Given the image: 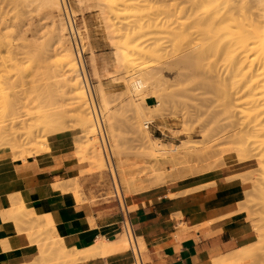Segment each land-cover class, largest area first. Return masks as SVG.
Segmentation results:
<instances>
[{
    "label": "rangeland",
    "instance_id": "1",
    "mask_svg": "<svg viewBox=\"0 0 264 264\" xmlns=\"http://www.w3.org/2000/svg\"><path fill=\"white\" fill-rule=\"evenodd\" d=\"M3 1L0 0V18H4L2 19L4 22L0 19V42L3 46H0V48L2 47L0 50V56H2V58L8 57L6 58V60L9 62H7L6 60L4 61L3 59L5 58L2 59L4 61L3 62L0 58V63H8L9 66H13L12 68L9 66L6 67L7 64H4L6 71L9 68L12 69V72L8 70L7 74L9 75L11 72L12 78H14V80L11 78L13 80V82L11 80L13 87H17L20 89L18 90L17 88H14L17 89L14 90L12 88L7 90L8 94L11 90V93L9 94V96H7H13L11 95L13 91H20L18 94L25 93L28 97L25 98L24 96L26 95L24 94V96L22 95V98L26 99L25 101H23L25 102L24 105H27V103L32 104H30L31 106L28 105L26 107L27 110H29L31 117L29 116V113L26 109L24 110V112L22 111L23 109L21 110L22 115L20 116L21 118L24 117V114L29 116V118H24H28L26 120L30 119L28 122V124H31L29 125L30 127L32 126V123H36L37 121V126L35 125V128L34 124L32 126V129L34 130V139H32V141H34L35 144L31 141L28 142L31 139L27 137V131L23 129V131H20L19 128L15 129L17 130L15 131V136H10L9 140L14 141L17 144L28 143L27 146H23V148L27 153L29 151L27 155L30 156L35 155V150L37 148H40L37 143H40L42 141L46 142L48 141L49 137L55 134L70 132L74 137V143L81 135V131L79 129L77 121L75 120V117H73V111L69 110V105V107L66 105L70 103V98L68 99V97H71V95L69 94L67 89V92H65L63 83L61 85L62 81L58 83V81H60V78L55 79L54 77L56 74H59L61 70L60 61L58 60L61 57H59V55H56V57L59 58H51L54 57V55L53 53L50 54L49 52V47L51 46L53 39L51 34L52 28L49 25L50 22L46 16L47 8H44L42 6V0H5L4 3ZM260 1L262 0H63L66 11L65 13L62 11L60 13H56L55 17L56 20H62L67 26L66 36L69 37L72 34L73 37L70 36L69 38L71 39V45L73 42L76 43L75 46L79 54V61L87 84V88L89 89L90 93L91 87L95 92V102L92 98V95L91 100L93 102L96 115L97 112L95 103L98 106L101 112L102 120L101 124L100 119L97 115V122L99 124L101 139L100 135L98 134H96L94 138L98 142V149H100L102 153L103 151L101 148L103 145L107 158L109 159V165L112 163L111 165H114L115 167L118 166L117 159L114 158L113 161H110L109 152L103 134L104 129V133L106 134L109 146L112 145L109 133V130L112 127L116 135V144L121 153L124 151L123 156L125 157H123L122 154L120 155V157H123L122 160L126 159L128 165L134 166L133 172L135 174L139 173V177L135 175V179L137 178L136 187L142 188V190L138 191L137 193L160 185L170 186L183 181H192L197 177L203 176L204 174H208L213 170L218 169L228 170L232 173H241L240 175L231 177V179H239L240 182L245 185L244 199L240 204L239 209L245 213L246 218L244 219L248 221L252 227L254 241L247 246H243L221 257L219 259L220 261L218 260L219 262H221V264H226V258L228 257L229 258L227 259V261L231 264L229 259L233 260L234 258L232 256L236 252L241 254L235 261H233L232 264H250L251 261H249V259L252 256L256 257L254 264H264V197L262 196L260 191L262 187V191H264V183L261 182L264 181V172L262 173V171L260 172L258 170L261 167H264V164H262L263 162L257 158H253L254 160L250 159L247 162H239L238 158H235V155L230 149L236 147L238 144L236 140H233L235 141V144H233V141H231L232 138L227 135L230 130V127L228 126L230 125L232 119H226L225 115L222 112L224 108L222 104L223 100L221 98V95H223L222 92L224 90H222V88L220 87L222 85V80L221 78L217 77V74L214 75L213 72L211 73L209 71V67H207L209 65H207L208 63H206L205 60L203 63L200 59H196L195 54L205 44L206 38L208 36L214 35V37L218 39L219 44V52L216 58L219 60L218 67L220 68V64H223L225 60L227 61L230 55L234 56L235 54H237L239 56V53H241V49L239 48V40L242 36H244L245 30H250L249 36L253 32H256V35L254 39H252L253 50L251 52L249 51L247 58L249 61L260 58L259 55L261 54L264 47V19H258L261 23L254 28L253 25H251V20L253 17L252 15H254L255 17L263 13L264 0L263 2ZM100 5L104 9L105 14L103 15H101L99 12ZM234 7L236 9H234ZM232 10L236 11L237 15L242 14L241 17L236 18L235 16L234 18V16H229V19L226 22H213V17H215L218 13H229V11ZM251 12L253 13L252 15H250ZM6 14H9V16H6ZM16 15H19L18 19L20 16L28 18L25 20L26 22L24 21V24L22 20H24L25 18L22 19V17V24L17 22V20L16 22L12 21L13 23H11V19L14 18L15 20V18H17ZM41 15L42 17H40ZM7 19L9 22H6ZM6 23H8L9 25ZM10 23L12 25H10ZM31 23L38 25L39 28L38 26L32 25ZM18 24H20L19 26H21L22 28L26 29L28 28L27 26H30L28 28L29 31L26 29H22L21 27L16 28ZM247 24L251 25V28L249 27L250 29L248 28ZM23 25L25 26L23 27ZM68 25L70 26L72 32H70ZM5 26H9L11 27V29L7 27L8 31H6ZM105 27H108L109 32ZM18 28L19 30H17ZM43 29H45V32L47 31V33H45ZM11 30H13L11 34L14 35L15 38L17 37L14 40H11L14 38L12 35L8 34L9 36H6L7 34H5V32L10 33ZM20 30H23V34ZM24 30L28 31V33H26L25 31V33L27 34H25L26 36L24 35ZM208 30L210 32H208ZM18 31H20L21 33ZM35 31H40V33L42 32L43 34L41 33V35L38 33V35L37 33H35ZM32 32L34 34H32ZM18 33L22 35V38L24 35V38H28L27 40L29 41H32L33 36L36 37L35 35H37L39 39L41 37L42 38L39 40V42H37V38H34L36 40H33L34 43L28 41L26 45V42L25 44H22V42H20L22 39L20 38V34V36H17ZM108 33L113 36L112 42L108 39ZM18 37L21 40L18 39ZM256 37L257 39L255 42ZM72 38H75V41ZM5 40H7V43H5ZM18 40H20L19 43ZM4 43L9 44L8 46L10 48H12L13 45H16L12 49L15 53H13L12 50H9L10 53H8L7 49L9 48L7 45H4ZM95 48L100 49L99 53L102 54L96 56ZM47 49L49 50V53L47 52ZM116 50L123 53V60L119 64L120 67L118 68L116 67L114 57V52ZM148 50H154V54H148ZM5 51L7 52L8 56H6L7 54ZM41 51H46L43 52L46 54L48 53V55L45 54L46 58L44 54L42 55ZM11 52L15 54V56L13 55L14 58L9 57ZM39 54L42 55V58L40 60L41 62L37 63V60L34 59H36L35 55L38 59ZM192 56L195 58V60ZM15 57L18 59V61L17 59L15 60ZM9 58L11 59V61L13 58L14 61L10 62V60H8ZM193 60L195 63H198L195 64L194 62H192ZM248 60L245 61L247 62ZM246 62V67L247 65H249V63L250 65L253 63V61H250L247 64ZM180 65L181 68H179ZM93 67L96 70L97 77L94 75ZM35 69L39 72H37V77L35 76V71L33 72V70ZM206 69L207 71H205ZM152 74L155 77H152L151 79L150 76H153ZM147 76H149L150 80ZM219 76L221 75L219 74ZM21 78L22 81L24 80L22 82V85L23 83H26L29 86L28 82L33 80L34 82L31 81L34 83L33 85L31 84L32 88L34 89L33 86H36L37 88L41 87V89L43 90L40 89L41 91L39 90L36 94L33 89H31V91L33 90L32 93L30 89H27L28 86L23 85V87L26 86V91H30V93H26V91L23 92L22 90H25V88H23L21 85L20 87L18 84L14 83L15 79H17V82H20L19 80H21ZM137 78L145 80V83L143 85L144 90L141 89L142 95H144V102H142V99H140L141 97L136 94L137 92L133 91L134 89L131 88L132 81ZM202 78L203 80L207 79L204 80L205 82L215 78L213 80V83L215 84L214 86L212 85V88L217 87L218 90L216 88V90H214L211 87H207L206 85H204ZM146 79L149 81V83ZM151 80L154 83H152ZM157 82L159 84H157ZM97 84H101L106 93V99L109 103L107 111H105L102 107V104L98 97ZM202 85L207 87V89ZM48 87L51 88L49 90H46L48 89ZM221 90L222 92L219 93V91ZM14 93L15 92H13V94ZM34 99L39 101L40 104L37 101L36 103H38V105L34 103ZM140 101L142 102V104L140 103ZM220 102L222 105H220ZM159 103H161V109H159V111L153 112L155 117L151 119L150 123L148 124V131L152 139H159L160 143L165 145V149L167 148V150L169 149L170 151H167V154H165L164 156L163 154L162 156L161 154H157V157L153 155L155 156L153 159L152 156H149V153L146 151L147 149H145L144 146L141 145V143V147L138 145L137 139L139 137V134L135 127H137L138 119L141 118L140 114L148 113L147 108H151L154 110V106H157V104ZM29 106L32 109L34 107L35 108L32 110ZM136 107H141L140 109L143 111L141 112V110L138 109L140 111V113H138ZM143 107L145 108L142 109ZM36 108H38L39 110ZM1 109L3 110V106L0 103V119L2 116H4V110L2 111ZM46 109L49 110L47 113H49L50 110H53V113L56 115L57 122H59L56 123L53 121L51 123L59 125L51 128L50 130H47L46 132H42V130H44L43 121L44 119L46 120V116H43V119L41 117L42 115H40L42 112L40 113V111H43V113L46 114ZM53 113L51 112V114ZM7 114L8 113L5 114V118L9 119V114ZM51 114L50 117L52 118ZM38 115L41 117V119L39 118L37 120L36 118H38ZM5 118L4 120L6 121L7 119ZM23 120L24 119H20L19 121L23 122ZM26 120H24L25 123L27 122ZM48 120L49 119L47 118V121ZM3 122H1L0 125L3 124ZM39 122L41 125H43V127L39 124ZM8 123H10L9 120L7 121V124ZM18 125V127H20V124ZM36 128H40V130L36 131ZM79 138H82L81 141L85 140L83 139V137ZM199 143L203 147L202 149ZM29 144H34L36 146V149L31 151L30 149L33 148ZM195 144L196 149L194 148ZM249 146L253 147L251 145ZM177 149L178 151H176ZM0 150L8 151L11 155L16 157H22V154L19 153L20 151L16 154H13L10 148L5 146H0ZM204 150L205 154H203L202 152ZM254 151V153L258 152L257 149ZM75 152L76 150L74 149V153ZM125 152L126 154H124ZM46 153L49 152H42L40 154H36V156ZM76 154L77 152L75 153V155ZM127 156L129 159L127 158ZM78 157L76 156V158ZM171 161H173V164L176 167L171 164ZM175 161L177 162L176 165ZM114 163H116V165ZM84 166L86 167V165ZM172 166L174 168H172ZM261 174L263 177H261ZM153 175L155 176V180L153 178ZM160 175L162 176V178ZM79 176L80 177H77L79 185L80 179L83 184V188L87 186L91 189V191L89 192V198H87V200L96 202L97 199H101L102 197L107 200L117 199L114 195L111 176L107 169L100 173H94L92 170H89L84 173H79ZM137 193L132 194V196ZM126 201L127 207L129 208V213H131L133 210H131L132 207L130 206V202L128 199ZM120 204L122 205V203ZM11 209L16 214V218H21L23 221H25L26 216L29 214V212H27L28 210H25V206H23L22 204L15 205V203H13ZM8 212L9 211H6L3 215H9ZM28 216L32 219V223L30 224V226L31 228H34V230L32 229V231L30 230L31 238H34L38 248L41 246L45 248V245H43V243L48 241V238H51L52 234H50L49 232L47 234L48 238H46L47 235H40L39 232L36 233L37 229H43V227H40L41 219H39L34 214H30ZM11 217L14 218V216ZM139 250L142 261L143 263H145L146 251L140 245ZM126 251V254L130 253L129 248ZM235 256H237V254ZM131 264H133V262Z\"/></svg>",
    "mask_w": 264,
    "mask_h": 264
},
{
    "label": "crops",
    "instance_id": "2",
    "mask_svg": "<svg viewBox=\"0 0 264 264\" xmlns=\"http://www.w3.org/2000/svg\"><path fill=\"white\" fill-rule=\"evenodd\" d=\"M99 50L95 48L96 56L102 54ZM73 138L70 132L49 137L51 151L38 156L22 158L0 150V264H29L39 255L27 223L3 215L13 203L36 216H48L68 249L84 251L98 239L111 242L121 236L116 200H87L91 189L83 188L80 179L82 202L53 187L80 177L78 172L87 167L77 161ZM240 174L213 170L192 181L160 185L132 196L129 202L135 209L128 218L136 240L144 244V264H210L251 244L252 227L239 209L245 185L231 179ZM126 252L69 264H131L132 256Z\"/></svg>",
    "mask_w": 264,
    "mask_h": 264
},
{
    "label": "bare ground",
    "instance_id": "3",
    "mask_svg": "<svg viewBox=\"0 0 264 264\" xmlns=\"http://www.w3.org/2000/svg\"><path fill=\"white\" fill-rule=\"evenodd\" d=\"M4 1H3V3H4ZM260 2H263V0L260 1ZM6 4H8V3H6ZM42 6L44 8H47V14H46V16H47V19H49V22H50L49 25L52 28V33L51 34H52L53 42H52L51 46L49 47L50 48L49 49L50 51L47 49V52L49 51L50 54L53 53L54 57H51V58H55L56 55H59V57H61L60 59H58L60 61V65H61L60 69L61 70H60L59 74H56L54 77H55V79H57V78L59 79L60 78V81H58V83L62 81L61 82V85L63 83V85L65 87V92L68 91L69 94L71 95V97L70 96L68 97V99L70 98L69 99L70 100V103L69 104H66V105L67 106L69 105L71 107L70 108L68 106L69 107V110L73 111V114H74L73 117H75V120L78 123L79 129L81 131V135L79 137H83V139H85L84 141H81L82 138L80 139L78 137V140H76L74 142V149L76 150V152L78 154V155L76 154V156L77 157L79 156L77 158L78 162L79 163L81 162V163H84V164L87 165L86 169H84V170H82L81 172H78V173H84V172H87L89 170H92L94 173H100V172H103L105 169H107L109 171V173H110V176H111V180H112V184H113V190H114V195L117 198L116 199V202H117L118 207L120 206L121 208H124L125 210H127L129 212V210H128L129 208L127 207V201L126 200L128 199L130 201V198H131L132 194L137 193L138 191L142 190V188H137L136 187V179L137 178L135 179V177L136 176L139 177V175H138L139 173H136L135 174L133 172L134 171L133 170V167L134 166L128 165L125 158H124L125 160H122V158L125 157V156H123V152L124 151L122 153L120 152V150H119V148H118V146L116 144L117 143L116 140H115V136L116 135H115L114 130H113L112 127L109 130L110 139L112 141V145L109 146V143H108L106 134L104 133V129H103V134H104V138H105V141H106L107 149H108V152H109L110 161L111 160L113 161L114 158L117 159V165L118 166L115 167L114 165H111L112 163L110 164L111 166L109 165V159L107 158V155L105 153V148L103 147V145H102V148H101L102 151H103L102 153H101V150L98 149V147H99L98 146V142L94 138L95 135L98 134V135H100V139H101V133H100V130H99V124L97 122V115H98V118L100 119V123L101 124H102V120H101V112H100L98 106L95 103L96 112H97V115H96L95 108H94L93 102L91 100V95H92V98H93V100L95 102V92H94V90H93L92 87L90 88L91 89V93H90L89 89L87 88V84H86V81H85V78H84V75H83V71H82V68H81V64H80V61H79V56H78L79 54H78L77 49H76V46H75L76 43L73 42L72 45H71V39L69 38L70 36H72V34L69 37L66 36L67 35V26L65 25V23L62 20H60V19L59 20H56L55 19L56 13H60L61 11L65 13V11H66L65 10V6L63 4V0H42ZM183 8H184V6H183ZM234 9H236V8L234 7ZM12 10H14V9H12ZM99 10H100L99 12H100L101 15L105 14L104 13V9L101 7V5L99 7ZM7 12H5V13H7ZM252 14L253 13L251 12L250 15H252ZM241 15L242 14H238L237 15L236 14V11L232 10V11H229V13H226V12H223V14L222 13H218L215 17H213L212 20H213V22H215V21L218 22L219 21V22L222 23V22H226L229 19L228 18L229 16L230 17H233L234 16V18L236 16V18H240ZM6 16H9V14L8 15L6 14ZM16 16H14V17H16ZM18 16H17V18H15V20H14V18L11 19L10 22L13 23L12 21L16 22V20H17V22H19L20 24H22L21 22L23 21V24H24V21L28 18V17H22L23 16L22 15L18 19ZM252 16H251L252 17L251 25H253V28H254L258 24L261 23L258 19H261V18L264 19V9H263V13L261 15L255 16V17H254V15H252ZM21 17H22V19L23 18H25V19L22 20ZM40 17H42V15ZM31 18H32V16H31ZM0 19L2 20L4 18H0ZM30 20H27V21H30ZM38 20H40V19H38ZM245 21H246V19H245ZM6 22H9L8 19H7ZM40 22H43V21H40ZM11 23H10V25H12ZM6 24H8V23H6ZM20 24H18V26H16V28L17 27H21V26H19ZM14 25H16V24H14ZM32 25H35V24H32ZM251 25H248V28ZM24 26L25 25H23V27ZM35 26H38V25H35ZM5 27H6L5 28L6 31H8L7 30V27L11 29V27H9V26H5ZM13 27H15V26H13ZM27 27L29 28L30 26H27ZM68 27L70 29V32H72L69 25H68ZM108 27H109V25H108ZM108 27H105V28H107V31L109 32ZM28 28L27 29L26 28H22V29L28 30ZM38 28H39V26H38ZM40 28H42V27H40ZM1 30H2V28H1ZM17 30H19V28ZM26 30H24V35L26 33H28V31H29V30L28 31H26ZM43 30L45 32V29H43ZM20 31L23 34V30H20ZM20 31H18V32H20ZM25 31H26V33H25ZM47 31H48V28H47ZM47 31L45 33H47ZM12 32H13V30H11L10 33L5 32V34H7L6 36H9V35H12L11 34ZM208 32H210V31L208 30ZM20 33H18V35L17 34H15V35L20 36L21 35ZM35 33L41 34L42 32L40 33V31H38V32L35 31ZM32 34H34V33L32 32ZM249 34H250V30L249 31L248 30H245L244 36H242L240 38V40H239V48L241 49V53H239V56L237 54H235L234 56L230 55L229 56V59L227 61L225 60L223 64L222 63L220 64L221 65L220 68L218 67V65H219V62L218 61L219 60L216 58L217 55H218V52H219V44H218V39L215 38L214 35L208 36L206 38L205 44L200 48V50L195 55H196V59H200L203 63H204V60H205V62L208 63L207 65H209V66H207V67H209L208 68L209 71L211 73L213 72L214 75L217 74L218 76L217 75L216 76L219 77V78H221V80H222L221 81L222 82L221 83L222 85L220 87L224 91L222 92V90H221V91H219V93L222 92V94H223V95H221L222 96L221 98L223 100L222 101L223 102L222 104H223V107L224 108H223V111L222 110L221 111L225 115V118L226 119H230V120L232 119L230 125L228 126V127H230V130L228 128L229 133H227V135H229V137L232 138L231 141L236 140V142L238 144L236 147L230 149V150H232L233 154L235 155V158L236 159L238 158L239 162H247L250 159L257 158V159H259V160H261L263 162L262 164H264V47L262 49L261 54L259 55L260 58H256L254 60H250V61H253V63L251 65L249 63L250 66L247 65V67H246L245 66V62H246L245 60H248L247 56H248L249 51L251 52L253 50V48H252V46H253L252 39H254V37L256 35V32H253L250 36H249ZM24 35H23V38L27 34L25 36ZM12 36L14 37V35H12ZM30 36H32V35H30ZM35 36L36 37L33 36L32 41H29V40H27L28 38H24L23 39L22 38V35H21L20 38L23 41L24 40H27V41H24L23 42L18 37V39L21 40V41L18 40V43H19V41L22 42V44H25V42H26V45H27V42L28 41L34 43V41H36L35 39L37 38V42H39V40L42 38L41 36H39V37H41L39 39L37 35H35ZM16 38L14 37L11 40H14ZM72 39L74 40L75 38H72ZM108 39L112 42L113 41V36L111 34H109L108 35ZM256 39H257V37L255 38V42H256ZM11 40H10V42H11ZM5 41L4 42L7 43V40H5ZM5 43H4V45H7V46L9 45V44H5ZM0 46H2L1 45V42H0ZM14 46H16V45H13V47ZM71 46H72V48H71ZM13 47L10 48L8 46V48H9V49H7L8 53H10L9 50L11 51L13 49ZM1 48H0V50H1ZM29 48H31V47H29ZM116 48H117V46H116ZM12 51H13V53H15L14 50H12ZM43 52H46V51H43ZM43 52H42V55L43 54L45 55L46 53H43ZM13 53L11 52V54H10L11 56L9 55L10 58L13 57V55L15 56V54H13ZM48 53L46 55H48ZM147 53L148 54H154V50H148ZM0 54H1V52H0ZM6 54H7V52H6ZM227 54H229V53H227ZM30 55H31V53H30ZM39 55H38V57H39L38 59H37V56L35 55V58L36 59H34V60H37V63H40L41 62L40 60L42 58L41 57L42 55H40V56ZM46 55H45V58H46ZM53 55H51V56H53ZM6 56H8V54ZM59 57H56V58H59ZM114 57H115L116 67L118 68V67H120L119 64L123 60V53H121V51L116 50L114 52ZM0 58L2 60L5 57L2 58V56H0ZM6 58H8V57H6ZM6 58L3 59V60L5 61ZM10 58L8 60H10V62H13L14 61V59H13L14 57L12 58V61H11ZM16 59L17 58L15 57V60ZM194 60H195V58H194ZM194 60L192 62H194ZM17 61H18V59H17ZM250 61L248 60L246 62V64L248 62H250ZM3 62L0 63V103L3 106V110H4V113H3L4 116H2V117L5 118V116H6L5 114L8 113L9 115L8 114L7 115L9 117V119L5 118V119H7L5 121L4 118L1 117L0 120H1V122H3V120H4L3 124L4 123L7 124V121L8 120L10 121V123H8L7 125L6 124H4V125L1 124L2 126L0 125V146H5V147L10 148V150L12 151L13 154H16L17 152L20 151L19 153L22 154V158H25L27 156H30V155H27L29 153V151L27 153L24 150V148H23V146H27L28 143H25V144H23V143L22 144H17L16 142L9 140V137L10 136H15V134H16L15 131H17L15 129L19 128L20 131L22 129L27 131V137L29 139H31L28 142L31 141L33 143L34 141H32V139H34L33 138V134H34L33 132H34V130L32 129L33 128L32 126L34 124V128H35L37 126V124H36L37 121H36V123H32V126L30 127L29 125H31V124H28V122H29L30 119L29 120H26L31 115L29 113V110H27L26 107L28 105H30L31 103H29V104L27 103V105H24L25 102H23V101H25L26 99H23L22 98V95L24 96L25 93L18 94L20 91L16 92V91H13L12 90L15 93L13 94V92H12L11 95H13V96L10 95L11 97H8L9 94L11 93V90H10L9 94L7 93L8 92L7 90L12 89V88L14 89V88H17V87H13V84H12L14 78H12V74H11V72H12L11 70L12 69H10L9 67L12 68L13 66H9L8 63H3ZM7 62H9V61H7ZM188 63H189V61H188ZM197 63L198 62H196L195 64H197ZM4 64H7L6 67L9 66L8 67L9 68L8 70L11 71L10 74H9L10 77L7 74V71L8 70L6 71V68H5V65ZM200 64H201V62H200ZM205 66H206V64H205ZM179 68H181V65L179 66ZM93 71H94V75L97 77V73H96V70H95L94 67H93ZM205 71H207V69ZM33 72L35 73V76L37 77L38 76V73H39L38 70L35 69V70H33ZM218 73L221 76H219ZM150 75H151V73H150ZM147 77L149 79V76H147ZM152 77H155V76L154 75L153 76H150L151 79H152ZM214 79L215 78H213L210 81L213 83V80ZM11 80H12V82H11ZM202 80H203V78H202ZM204 80H207V79H204ZM204 80H203V82H204L203 84L206 85L207 87H211L212 88V85L214 86V84H215V83L212 84L210 81H206L205 82ZM19 81L20 82H17V79H15V82L14 83L18 84L19 86L21 85L22 87H23V85L28 86V84H26V83H23V85H22V82L24 81V80L22 81V78ZM31 81H33V80H31ZM151 81H150V83H151ZM25 82H27V81H25ZM30 82H28L29 83V86L27 87V89H30V91H31V89H33L32 88V85L34 84L33 83L34 81L31 82V83ZM144 83H145V80L139 79V78L134 79L132 81V83H131L132 84L131 85L132 86L131 88L134 89L133 91H136L137 92L136 94L139 97H141L140 99H142L141 100L142 102H144L143 101V99H144L143 96L144 95H142L141 89L144 90V87H143ZM148 83H149V81H148ZM152 83H154V82L152 81ZM157 84H159V83L157 82ZM30 85H31V87H30ZM204 85H202V86H204ZM216 85H217V83H216ZM25 87H23V88H25ZM33 87H34L33 90H34V92H36V94L41 89V87L40 88L38 87L39 89L36 86H33ZM207 87H205V88L207 89ZM35 88L38 89V90H36ZM45 88H47V87H45ZM50 88L51 87H48V89H46V90H49ZM145 88H147V87H145ZM215 88L217 89V87H213L212 89L216 90ZM17 89L20 90L19 88H17ZM17 89H14V90H17ZM66 89H67V91H66ZM41 90H43V89H41ZM52 90H54V89H52ZM22 91L23 92L26 91V88H25V90L23 89ZM30 91L29 92L26 91V93L27 92L30 93ZM97 93H98V97L100 99V102L102 104V107L104 108L105 111H107L108 110L109 103H108V100L106 99V93H105V91H104V89H103V87H102L101 84H97ZM66 94H68V93H66ZM217 94H218V92H217ZM32 95H34V94H32ZM51 96H52V94H51ZM24 97L26 98L28 96L26 95ZM139 97H138V99H139ZM218 97H219V95H218ZM32 98H34V97H32ZM50 100H52V99H50ZM168 100H170V99H168ZM36 101L37 100H35L34 103H36ZM59 101H61V100H59ZM141 101H140V103L142 104ZM37 102H39V101H37ZM36 104L38 105V103H36ZM39 104H40V102H39ZM160 104L161 103L157 104V106L155 105L154 106V110L151 109V108H149V109L147 108V110H148L147 112L148 113H146L144 111L149 116L146 115V114H144V113L143 114L141 113L140 114L141 115V118L138 119L137 127H135L136 130L138 131V134H139V137L137 136L138 137V139H137L138 145L140 146V143H141V145L144 146L145 149H147L146 151L149 153V156H152L153 159H154L155 156L157 157V154H159V155L161 154V156L163 154V156H164L165 154H167V151H170L169 149L167 150V148L165 149V145L161 144L160 141H159V139H157V138L152 139L151 136H150V133L148 131V124L150 123L151 119H153L155 117V115L153 114V112L159 111V109H161ZM222 104L220 102V105H222ZM136 108H137V110L138 109L141 110L140 109L141 107H136ZM144 108L145 107H143L142 109H144ZM25 109L29 113V116H27V115L24 114V117H28L26 119L24 117L21 118V116H20V115H22V111L24 112ZM30 109H32V108L30 107ZM36 109H38V108H36ZM139 110H138V113H140ZM5 111H6V113H5ZM43 111H44V109H43ZM43 111H40V113L41 112L43 113ZM48 111L49 110L45 111L46 114L43 113L45 115H43L42 113L41 114L40 113H37V114L42 115L41 116L42 118H43V116H46L45 117L46 120L43 118L44 119V121H43L44 122V130H42V132L43 131L46 132L47 130H50L51 128H54L57 125H59V124H52L51 123L53 121L56 122V123H59V122H57L56 115L53 113V110L52 111L50 110V112L47 113ZM142 111L143 110H141V112ZM37 112H39V111H37ZM51 112L53 114H51ZM35 113H36V111H35ZM50 114H51L52 118L50 117ZM33 115H35V114H33ZM35 117H37V116H35ZM41 117L38 115V118H36V119L37 120L39 118L41 119ZM49 117L51 118V120H50ZM19 118L21 120L22 119L26 120L27 121L26 123H27V125L29 127L26 125V123L24 122V120H23L24 123L21 122V121H19L20 120ZM47 118L49 119L48 121H47ZM224 120H223V122H224ZM18 124H20V127H18L19 126ZM39 124H40V122H39ZM40 125H38V126H40ZM41 126L43 127V125H41ZM38 130H40V128H36V131H38ZM223 133H225V132H223ZM234 142L235 141H233L232 143L235 144ZM229 143H231V142H229ZM34 144H35V142H34ZM34 144H29L33 148V149H30L31 151H33L34 149H36L35 148L36 146ZM37 144L40 146V148H37L35 150V152H34L35 155L36 154H40L42 152H49V151H51L50 148H49V146H48V142L47 141L46 142L42 141V142L37 143ZM196 144H195V147H194L195 149H196ZM199 145H200V143H199ZM249 145H251L253 147H250ZM202 148L203 147L201 146V149ZM178 149L176 151H178ZM256 149L258 150V152L257 153H254L255 152L254 150H256ZM202 152H203V154H205L204 153L205 150L202 151ZM121 154L123 156L122 158L120 157ZM124 154H126V152ZM153 155H155V156H153ZM152 157H151V159H152ZM127 158H128V156H127ZM173 161H171L172 162L171 164L174 166ZM176 161H175V165L177 164ZM114 164L116 165V163H114ZM156 166H157V164H156ZM173 166H172V168L176 167V166H174V167ZM258 170L260 172L262 171V173H263L264 172V167H261ZM143 173H142V175H143ZM157 176H158V174H157ZM261 177H263L262 174H261ZM261 177H260V179H261ZM153 178L155 180V176ZM161 178H162V176H161ZM261 182L264 183V181H261ZM138 183H140V182H138ZM53 187H54L55 190H57V191L58 190H61L64 193H66V191H69L70 193H72V195L74 196V198L77 201H81V198H83V197H81V195L83 196V194H81V191L82 190H81V186L78 183L77 177H74V178H72V179H70V180H68V181H66L64 183H61V184L56 183V184L53 185ZM262 188H261L260 191H261L262 196L264 197V191H262ZM257 190H258V188H257ZM82 200H84V199H82ZM120 203H122V205L124 207ZM130 206L132 207L131 210H134L135 209V207L133 205L130 204ZM25 210H28V209L25 207ZM8 211H9L8 212L9 215L14 216V218H16V214L14 213V211L11 208H9ZM27 212H29L28 215H30V214L33 215L32 212H30V211H27ZM28 215L26 216L25 223H27V226H29V230L28 231H30V230L32 231V229L34 230V228H31V226H30V224L32 223V219ZM37 217L39 219H41V221H40V225L41 226L40 227H43V229H40V230L37 229L36 230V233L39 232L40 235H45L46 236L50 232V234H52V237L51 238H48V235L46 236V238H48L49 240L43 243V245H45V248L43 246L39 247L38 248L39 249L38 258L37 259H34L29 264H47V263H50V264H52V263L53 264H69V263H72V262H76L78 260L80 261V259L81 260H83V259L86 260L87 258L89 259V257L90 258L91 257L93 258L94 256H103V257H105V256H108V255L123 253L128 248L129 249H131V248L133 249L134 246L137 248V250H139V245L140 246H142V245L144 246V244H142V241H140L139 239L136 240V238L133 237L132 232L129 231L128 228H125V230H122L123 233H121V236L117 240H115V241L109 242V241H107L105 239H98L92 246L88 247L84 251H77V250H74V249H68L62 243V240L59 239V238H57V235H55V230H54V227H53V225H52L49 217L48 216H41V217L37 216ZM262 220H263V218H262ZM19 233H20V231H19ZM132 242H134V246H133V243ZM236 254H237V256H235ZM240 254L241 253L236 252L232 256L234 259L233 258H232L233 260H230L229 259V261L231 262V264L233 263V261H235L240 256ZM220 258L214 259V260L210 261L209 263L210 264H221V262H219L220 261L219 260ZM228 258H226V264H230L227 261ZM255 258H256L255 256H252L249 259V261H251L250 264H254Z\"/></svg>",
    "mask_w": 264,
    "mask_h": 264
},
{
    "label": "built area",
    "instance_id": "4",
    "mask_svg": "<svg viewBox=\"0 0 264 264\" xmlns=\"http://www.w3.org/2000/svg\"><path fill=\"white\" fill-rule=\"evenodd\" d=\"M119 209H120L121 217H122L121 223H120L121 229L125 230V228H128L129 231L132 232L133 237H135L133 230H132L131 223H130L129 218H128L129 212L127 210H125L124 208H121L120 206H119ZM132 243L134 246V242H132ZM129 252L132 256L133 264H144L142 261L141 255H140V251L137 250V248L135 246L133 247V249L132 248L129 249Z\"/></svg>",
    "mask_w": 264,
    "mask_h": 264
}]
</instances>
